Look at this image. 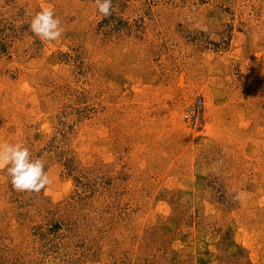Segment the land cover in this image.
<instances>
[{
	"label": "rangeland",
	"instance_id": "374dc122",
	"mask_svg": "<svg viewBox=\"0 0 264 264\" xmlns=\"http://www.w3.org/2000/svg\"><path fill=\"white\" fill-rule=\"evenodd\" d=\"M112 4L0 0V264H264V0Z\"/></svg>",
	"mask_w": 264,
	"mask_h": 264
},
{
	"label": "clouds",
	"instance_id": "9594fccd",
	"mask_svg": "<svg viewBox=\"0 0 264 264\" xmlns=\"http://www.w3.org/2000/svg\"><path fill=\"white\" fill-rule=\"evenodd\" d=\"M95 3L103 16L114 11L112 0H95ZM30 28L41 41H57L64 33L61 19L51 6L42 7L35 13ZM0 170L6 171L17 191L39 193L52 183L44 158H34L30 149L21 143H0ZM242 196L241 193L237 198Z\"/></svg>",
	"mask_w": 264,
	"mask_h": 264
}]
</instances>
